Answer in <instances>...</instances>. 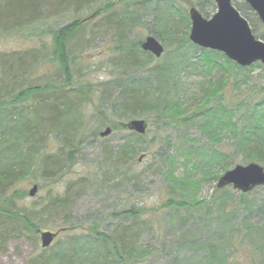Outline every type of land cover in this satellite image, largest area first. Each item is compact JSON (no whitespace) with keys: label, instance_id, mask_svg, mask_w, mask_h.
<instances>
[{"label":"trees","instance_id":"obj_1","mask_svg":"<svg viewBox=\"0 0 264 264\" xmlns=\"http://www.w3.org/2000/svg\"><path fill=\"white\" fill-rule=\"evenodd\" d=\"M159 1L16 0V3L12 4L11 18L19 19L30 13L32 16L9 26L0 23V28L5 32L30 27L63 13L79 14L85 8H92L95 3L102 4L98 8L103 10L102 15L96 19L107 16L105 20L109 30L117 35L115 53L118 54V59L110 62L115 73L108 81L91 85L75 79L77 61L82 59L90 48L83 47L90 42L86 31L92 21L84 23L83 20L63 25L56 34L51 33L53 34L51 35L53 46L50 47L51 62L62 75L61 84L32 86L29 83L22 70L30 59L37 58L34 52L12 54L11 57L17 55L19 58L10 60V65L9 61H4L3 56H0V247L10 239L24 236L39 237L37 233L42 230L40 227L46 226L48 220L58 216L61 210H66L67 216H70L73 202L84 193L105 194L108 202L114 200V203L107 206L109 215L105 213L100 220L88 222L69 220L66 217L64 226L56 231L60 236L62 233H74L73 237H68L66 241V245L70 247L67 255L76 256L79 264H132L133 252L138 242L133 240L130 230L138 227L142 218L150 213L159 214L170 208L180 211L193 207L199 182L188 169L180 178L175 177L171 169L169 172L171 181L181 190L183 196L190 198L191 203H187L188 200L171 199L155 210L141 207L119 209L117 203L119 196L126 190H130L132 196L139 191L141 185L142 178L134 170L135 158L137 163H142L152 155L143 147L150 136V129L145 136L129 132L127 123L133 119H145L149 127L163 122L164 126H158L156 131L167 128L169 122L182 126L195 125L211 144L209 149L214 150L211 159L200 166L205 173L200 182L217 181L231 169L226 155L229 142L224 140L223 143L221 140L226 134L227 139L231 141V147L240 151L248 164L257 162L264 165V88L258 89L255 94L252 92L253 88L249 87L247 92L240 91L242 86L248 85L246 80L248 71L261 67L260 64L242 68L228 60L221 52L203 50L195 46L189 40L192 25L189 12L181 10L178 0H161V4ZM129 2L138 4L139 8H129L130 11L128 9L121 12L122 14L117 13L120 4ZM154 3H156L153 8L154 22L162 23L163 27L156 31L151 30L150 33L165 46V54L173 50L174 54L178 55V60H169L164 55L157 59L143 51L141 45L143 41L130 37V33L135 32L138 26L144 25V16L148 15L146 11L150 10ZM235 4L233 2L242 16L248 20L255 36L264 39V34L258 37L257 28L251 17L256 18L261 24L262 22L246 0L242 7L238 3ZM40 5L43 10L40 9ZM55 5L59 7L54 9ZM189 5L195 6L204 18L216 10L215 0H197L195 3L188 2L187 6ZM45 11L51 14L44 15ZM162 60L163 63L158 64ZM154 62L157 64L153 65ZM13 63L16 66L13 67ZM190 69L199 70L204 79L211 78L208 81L202 80L197 93L189 96L197 103L196 113L192 115L188 114L182 103L188 95L180 97L179 94L182 90L184 95L187 89L179 80L180 74L189 72ZM214 74H217V77H214ZM6 75L17 81V87H21L8 94L9 99L14 97L19 101L21 108H16L14 101L10 103L5 100L8 99L4 91L7 84L4 78ZM244 80L246 81L243 84ZM89 104L93 113L90 121L95 123L93 126H89L88 123L85 125L81 121L82 110ZM45 115L48 116L46 120L43 117ZM106 128H111L112 135H121L120 145L111 146L108 137L100 138V133ZM52 130L58 136V149L55 153L51 152L49 138L46 137V131ZM154 141L156 140L153 139L151 142L155 143ZM160 142L166 146L165 141ZM190 142L193 146L196 143L193 139H190ZM225 142H228V145H225ZM94 143L102 145L101 158L89 163L85 161L86 157L81 155ZM221 145L222 152L218 150ZM158 154L161 160L169 161L171 165L176 162L174 153ZM140 158H143L142 161H139ZM81 159L85 165L91 164L94 169L86 172L77 181H71L63 194L50 191L35 206L18 208L19 201L26 196V193L19 189L22 181L32 178L36 183L37 179H42L45 183H58L72 172L71 167ZM259 189L264 190L257 188L254 192L242 194L236 191L233 193L228 187L224 190L215 189V193L220 195L222 202L220 205L224 208L230 207L228 204L233 201L235 195L238 196L240 207L243 208L237 225L230 224L226 231L230 249H237L239 244L242 247L244 242H249L261 256L260 264H264V201L257 208L248 201ZM224 208L221 209L223 213ZM106 216L119 221L115 235L102 232ZM228 216L229 220L236 219L235 209H231ZM192 228L196 229V224H193ZM79 231L82 235H76L75 232ZM48 249H43L44 253L47 254ZM58 262L57 264H62ZM198 262L237 264L235 261L228 263L221 250H212L205 258V263ZM68 263L71 264L70 259H67L66 264ZM249 264L257 263L250 261Z\"/></svg>","mask_w":264,"mask_h":264},{"label":"rangeland","instance_id":"obj_2","mask_svg":"<svg viewBox=\"0 0 264 264\" xmlns=\"http://www.w3.org/2000/svg\"><path fill=\"white\" fill-rule=\"evenodd\" d=\"M46 1L51 2V0ZM110 1L116 2L117 0ZM162 1L160 0L158 3L161 4ZM178 1L181 3V5L179 3L181 10L189 12L190 5L187 6V3H195L197 0ZM233 2L234 4L238 3L242 7L245 0H233ZM13 3H16V0H0V23L5 26L19 23V21H24L32 16L30 13V15L19 19L11 18V6ZM155 4L156 3L150 7V10L146 11L148 15L144 16V25L138 26L135 32L130 33L131 38L144 41L147 37L152 35L150 33L151 30L156 31L160 28L162 29V23L157 24V22H154L155 13L153 8ZM101 5L100 3H95L92 8H85L84 11L79 14H73L72 12L63 13V15L59 14V16L52 17V19L43 20L30 25V27L27 26L18 30L5 32L3 31L4 29L0 28V56H3L5 59L4 61H9L10 65V60H18L19 58L17 55L14 56L15 58L11 57L12 54H21L25 52L30 54L34 52L37 54V58L30 59L22 70L23 75L29 79V83L32 86H44V84L47 83L61 84L63 82L62 75L59 73V70H57V66L55 64L52 65L51 62L52 54L50 47L53 46V34L51 33L56 34L58 30L61 29L59 27H63V25H69L78 20L79 22L82 20L84 21ZM58 7L59 5H55L53 8L57 9ZM129 8L137 9L139 5L133 2L120 4L117 13L122 14L121 12ZM40 9H42V5H40ZM216 12L217 8L211 11L207 19L212 18ZM49 14L51 13L48 11L44 12V15ZM106 18L107 16H103L96 19L94 22L89 21V23H91L89 24L90 27L86 31V34L90 37V42L86 43L83 48H90L82 59L77 61L76 65L78 70L74 74L76 80L80 79L91 85H99L101 82L110 80V76H113L115 73L110 62L111 60L115 61L118 59V54L115 53V40L117 35H115L112 30H109L110 28L109 25L106 24ZM251 18L257 28L258 37H260L264 34V26L259 23L256 18ZM49 33L50 35H48ZM257 39L264 41V39ZM174 52L171 50V52L167 54L164 53L163 55L164 57L167 56L169 60H178L179 57L174 54ZM24 55H21V57ZM187 60L188 58L186 61ZM160 63H163V60L159 61L158 64ZM155 64H157V62H154L153 65ZM12 66L14 67L16 65L13 63ZM260 66L261 67L253 68L251 72L248 71L249 75L246 79L248 85L245 84V86H242L240 89L241 93L247 92L248 87L250 89L253 88L252 92L254 94L264 88V66L261 64ZM190 70L189 72H181L180 74L181 79L179 77V80H181V83H183L187 89H185L184 95L182 90L179 91V94L180 97H186L188 95V98H185L182 103L184 108L187 109L188 114L192 115L196 113L195 106L197 103L196 100L189 98V96L197 93L198 85L202 83V80L208 81L211 78L208 77L204 79L203 75L199 73V70ZM214 77H217V74H214ZM4 78H6L7 82L4 91L7 93L6 95L8 98V94L14 93L15 90L21 87H17V81L15 82L10 75H6ZM246 80L243 81V84ZM26 85L27 83L24 84V86ZM171 96L169 97L170 100H172ZM15 99L16 98L12 97L11 99L8 98L5 100L8 102L10 101V103L14 101L16 103L15 107L21 108L19 101ZM8 102L5 103L8 104ZM60 104L61 102L58 105ZM82 113L83 117L81 121L83 124L86 125L88 123L89 126H93L95 124L94 121H90L93 115L91 105L84 106ZM43 117H45L44 119L46 120L48 116L45 115ZM162 123L163 122H159V125L149 127L150 136L143 147L144 149L147 148L148 154L151 153L152 155L142 163H137V158H135L134 161V163H136L134 170L137 171L142 178L139 191L132 196H130V190H126L125 193L123 192V195H120L119 200H117L119 209L141 207L147 210H155L159 209L161 205L171 199L178 201L183 199L188 200L187 203H191L192 201L189 200L190 198L183 196L181 190L171 181V175H169L171 169L173 170V175L177 178L183 176L186 169H188V171L191 172L190 174L196 177L200 185L196 188L197 197L193 207H189L187 210L181 209L180 211L170 208L159 214L150 213L148 216L141 219V224H139L138 227L130 230L133 240L138 242L133 252L132 264H200L198 261H203V263H205V258L212 250H221L228 263L235 261L237 264H249L250 261H255V263L260 264L262 258L249 242H244L242 247L239 244L237 249H230L226 238V231L230 228L229 225H237L239 214H241L243 210L238 202V196L235 195L232 198L233 201L228 204L230 205L229 208H224L220 205L222 204L219 198L220 195L215 193L217 181L200 182L202 175L205 174L203 167L200 166L203 162L205 163V161L211 159L212 153L214 152L213 149H209L211 144L195 125L189 124L188 126H182L178 123L169 122L167 128L156 131L158 126H164V123ZM226 136H228V134L223 136L221 140L223 143L224 140L229 142V149L226 155L231 169L236 165H247L248 162L243 158V154L231 147V141L227 139ZM46 137L49 138L51 152L55 153L58 149V136L56 132L54 130L46 131ZM108 138L111 140L109 143L111 146H118L120 142H122V137L119 134L112 135ZM153 139L156 140L154 141L155 143L151 142ZM190 139L196 141L194 146L191 144ZM160 141H165L166 146ZM228 142H225V145H228ZM225 145L224 149H226ZM222 148L223 145L219 146L218 150L222 152ZM101 150V143H94L89 146L81 156L86 157L84 158L86 162L92 163L101 158ZM157 152L174 153L176 162L174 165H171L169 161L161 160ZM260 165L264 167V165ZM92 169H94V167L91 164L85 165L81 159L71 167L72 172L60 179L61 181L58 183H45L42 179H37L38 183H36L32 178L22 181L19 184V189L25 192L26 196L23 200L19 201L18 208L35 206L38 201H41V198L46 196L50 191L59 195L63 194L66 191V186L71 181H77L78 178ZM38 176L39 175H37V177ZM35 186L38 188V194L35 197H31L30 191ZM41 186L43 189H40ZM248 201L257 208L261 202L264 201V190L259 189L256 195L250 197ZM112 203H114V200L108 202L105 194L91 195L90 193H84L76 202H73L72 214L70 216H67L66 210H61L58 216L48 220L46 226L43 225L40 229L47 232H56L58 228L64 226L66 217H68L69 220L74 219L81 222H88V220L91 221L94 219L100 220L103 214L108 213L109 215L107 206ZM222 208H224V213L221 210ZM231 209H235L236 219L229 220L228 214ZM104 220L105 225L103 226L104 228L102 227V232L115 235L119 221L109 219L107 216ZM193 224H196V229L192 228ZM75 233H77L76 235H82L80 231ZM73 235L74 233H62L51 245V248L48 249L47 254L44 253L41 246L40 237L24 236L18 239H10L5 245L0 247V264H57V261L66 264L67 259H70L71 264H79V260L76 256L70 257L67 255L70 252V247L66 245V241L68 237H73Z\"/></svg>","mask_w":264,"mask_h":264},{"label":"water","instance_id":"obj_3","mask_svg":"<svg viewBox=\"0 0 264 264\" xmlns=\"http://www.w3.org/2000/svg\"><path fill=\"white\" fill-rule=\"evenodd\" d=\"M218 8L216 14L210 18H204L195 7H190L191 34L190 42L195 46L215 52H222L231 61L241 67L250 68L256 63L264 65V41L257 39L248 21L241 15L240 11L233 6L232 0H215ZM248 6L257 14V17L264 25V0H246ZM103 10H96L85 22L93 21L102 15ZM84 22V23H85ZM142 45L144 52L154 55L160 59L164 53V45L154 37H147ZM149 124L144 119H133L127 124L132 133L144 136L147 133ZM111 128L101 132V137H109ZM140 158L139 161H142ZM232 186L233 190L246 194L258 187H264V168L258 163H251L245 166L237 165L227 171L217 181V188L223 190ZM38 188L35 186L30 191V196L37 195ZM41 246L44 249L50 248L59 232H44L40 230Z\"/></svg>","mask_w":264,"mask_h":264}]
</instances>
